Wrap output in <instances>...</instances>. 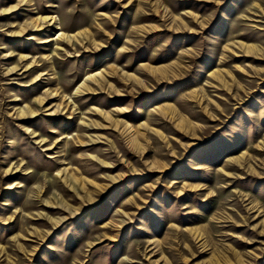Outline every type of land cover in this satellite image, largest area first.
<instances>
[{
  "label": "rangeland",
  "instance_id": "1",
  "mask_svg": "<svg viewBox=\"0 0 264 264\" xmlns=\"http://www.w3.org/2000/svg\"><path fill=\"white\" fill-rule=\"evenodd\" d=\"M0 264H264V0H0Z\"/></svg>",
  "mask_w": 264,
  "mask_h": 264
}]
</instances>
